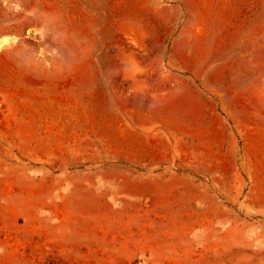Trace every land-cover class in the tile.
<instances>
[{"label": "rangeland", "instance_id": "1", "mask_svg": "<svg viewBox=\"0 0 264 264\" xmlns=\"http://www.w3.org/2000/svg\"><path fill=\"white\" fill-rule=\"evenodd\" d=\"M1 44L0 264H264V0H0Z\"/></svg>", "mask_w": 264, "mask_h": 264}, {"label": "bare ground", "instance_id": "2", "mask_svg": "<svg viewBox=\"0 0 264 264\" xmlns=\"http://www.w3.org/2000/svg\"><path fill=\"white\" fill-rule=\"evenodd\" d=\"M2 43H3V42H2ZM3 46H4V44H1V45H0V48H2Z\"/></svg>", "mask_w": 264, "mask_h": 264}]
</instances>
